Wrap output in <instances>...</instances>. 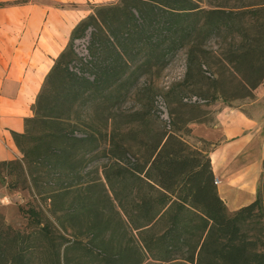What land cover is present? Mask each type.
Segmentation results:
<instances>
[{
	"label": "trees",
	"instance_id": "16d2710c",
	"mask_svg": "<svg viewBox=\"0 0 264 264\" xmlns=\"http://www.w3.org/2000/svg\"><path fill=\"white\" fill-rule=\"evenodd\" d=\"M201 3L202 0H120L96 7L72 30L70 43L45 77L32 105V116L24 119V131H11L22 157L0 161V173L28 179L35 196L53 201V214L63 212L70 218L78 216L79 211L85 214L92 206L88 197L76 209L71 203L64 206L55 202L57 196L99 186L72 176L83 169L86 154L100 150L103 138L101 133L78 131V109L101 103L105 92L118 85L129 69L165 66L169 57L186 47L187 76L191 77L198 68L204 78L200 69L202 46L215 37L223 39L227 47L212 83L222 85L230 79L237 92L250 96L264 79V0L211 8ZM87 32L91 57L77 71L71 66L77 58L72 43ZM221 96L227 100L225 91ZM217 98L216 95L214 100ZM80 132L83 133L79 135ZM108 142L116 162L105 169V179L153 261L264 264V238L253 236L249 228L264 219V159L256 199L230 211L218 193L210 151L191 145L175 131H164L154 145L147 146L148 155L137 160H132L125 145L116 147L111 134ZM116 149L120 156L115 154ZM67 166L70 168L65 172ZM113 167L117 169L113 176L121 185L120 191L114 188L113 177L108 174ZM58 174L66 176L64 186L53 187L51 180ZM44 178L48 179L41 183ZM106 195L109 196L107 191ZM31 212L39 228L29 234L13 229L0 213V264H30L39 235L49 236L40 211ZM157 226L160 229L155 231ZM54 249L56 262L61 264L60 248ZM111 264H117L116 257Z\"/></svg>",
	"mask_w": 264,
	"mask_h": 264
},
{
	"label": "rangeland",
	"instance_id": "374dc122",
	"mask_svg": "<svg viewBox=\"0 0 264 264\" xmlns=\"http://www.w3.org/2000/svg\"><path fill=\"white\" fill-rule=\"evenodd\" d=\"M119 1L26 0L24 10L28 13L15 10L12 14L4 15L14 23L21 20L28 21L24 26L18 22L19 25L10 28V34L7 35L8 45L14 47L13 63L16 85L12 96L15 103L23 100L26 89L31 86L37 88L34 94L27 98L28 102L23 107L25 109L22 115L23 120L32 116L31 108L45 77L59 54L70 43L74 27L81 20L93 14L96 7L116 4ZM251 1L261 0H202L201 5L204 8H211L214 5L240 6ZM8 4L10 3L1 2L0 6L4 7ZM53 13H58L61 23L70 29L64 36V42L57 55L53 53L50 46L53 40L47 47L41 45L44 31L47 28L51 30L50 17ZM33 31L28 45L25 46L23 42ZM89 44L90 32L73 41L72 50L77 58L71 63L72 69L79 71L81 67H84L83 63L90 59ZM226 47L227 44L219 37L209 39L204 43L203 52L200 55L202 62L200 69L204 78L198 74V68L194 69L191 77L187 76L188 48L186 47L169 57L165 66H143L137 70L129 69L118 85L110 87L105 92L101 103L78 109L81 114L78 131L101 133L103 138L100 141V150L86 154L83 169L72 176H76L84 183L93 181L99 186L92 187L90 191L81 190L70 192L62 197L57 196L55 202L64 203V206L71 203L76 209L83 201L82 199L88 197L92 206L85 214L79 211L78 216L71 218L64 217L63 212L53 214L51 212L53 201L45 200L39 195L35 196L29 189L32 183L28 179L26 180L23 176L17 178V175L8 176L4 172L0 173V189L3 188L2 193H5L11 200L10 204L0 202V213L6 223L23 233H33L39 225L31 211H40L39 217L42 218V225L47 226L49 236L44 233L39 235L37 249L31 255L30 264H58L54 249L56 246L60 248L61 264H111L113 257H116L117 264H166L153 261L142 248L137 231L129 225L118 206L114 192L105 179V169L116 162L109 152L111 149L108 142L109 135L114 136L116 147L125 145L130 150L132 160L143 159L147 156L149 153L147 146L154 145L164 131H175L191 145L210 151L218 143L212 145L211 142L193 137L191 124L204 122L207 125H213L217 114L223 111H228L229 114L242 111L253 120L254 133L252 136L255 135V138L263 141L264 79L250 96H242L244 92H237L230 79L222 85L220 83L216 86L212 83L217 68L222 63L221 56ZM42 66H48L49 70L39 79L38 73ZM87 67L91 69L90 65ZM90 69L88 71L92 70ZM86 75L92 78L89 72ZM34 79H37V82L33 84ZM223 91L227 94V100L221 96ZM216 95L218 98L214 100ZM233 95L239 96L232 100ZM82 133L80 132L79 135ZM114 152L120 156L119 150L116 149ZM248 153L254 158L259 154L257 148ZM258 160L261 170L258 173L256 194L251 199L252 201L258 195L263 172V159L259 157ZM68 166L65 172L69 170ZM116 171V167L110 168L108 174L113 177L114 188L120 191L121 185L113 176ZM65 177V175L64 177L59 174L55 175L51 180L55 183L53 187L64 186ZM48 178H44L41 183ZM12 183L15 185L13 186ZM101 184L105 185V189ZM43 187L47 189V186ZM106 191L109 196L106 195ZM224 201L226 204L227 201ZM228 209L230 210L229 206ZM249 228L253 236L262 235L264 238V219L252 224ZM159 229L160 226H157L155 231ZM34 239L33 237L32 240ZM51 240L54 242L52 243Z\"/></svg>",
	"mask_w": 264,
	"mask_h": 264
},
{
	"label": "crops",
	"instance_id": "0c3cea01",
	"mask_svg": "<svg viewBox=\"0 0 264 264\" xmlns=\"http://www.w3.org/2000/svg\"><path fill=\"white\" fill-rule=\"evenodd\" d=\"M25 1V2H24ZM1 2H9L6 6H0V161L15 160L22 157L21 152L17 148L11 131L22 133L24 131V120L22 115L25 112V103L27 98L31 97L36 91L35 86L26 89L23 100L15 103L12 96V91L16 85L14 81V47L8 45L9 29L18 26L20 22L23 26L27 23L24 20L14 23V21L5 18L8 14H12L15 10H24L26 0H0ZM51 30L48 28L44 31L41 45L47 47L50 41L54 42L50 45L53 53L56 55L61 50V44L64 42V36L69 32V27L64 26L58 13H53L50 17ZM34 31L29 33L26 40L23 42L25 46L28 45L29 39L32 37ZM48 66H42L39 70V79L49 70ZM37 79L33 80V84ZM16 110V111H15ZM228 114V115H227ZM193 137L207 142L218 143L215 148L209 152L212 168L217 178V184L225 185L228 189L234 184L241 182V172L252 164L255 170V180L251 185L250 190L243 200L236 205H228L230 211L252 202L253 196L256 194V184L258 181V173L261 170L258 158L264 159V138L263 141L255 138L253 131V120L249 118L242 111H235L230 113L223 111L217 114L216 122L213 125H207L204 122L192 123L190 126ZM240 137V138H238ZM258 140V141H257ZM262 141V142H261ZM216 145V144H215ZM258 149L257 157L251 156L248 152L253 149ZM248 151V152H247ZM239 170V171H237ZM3 188L0 189V197L6 195L2 193ZM219 193V191H218ZM222 199L228 202V195H221ZM251 200V201H249ZM249 201V202H247ZM226 202V204H228ZM242 202H244L242 204ZM246 202V203H245ZM227 206V208H228Z\"/></svg>",
	"mask_w": 264,
	"mask_h": 264
},
{
	"label": "bare ground",
	"instance_id": "6f19581e",
	"mask_svg": "<svg viewBox=\"0 0 264 264\" xmlns=\"http://www.w3.org/2000/svg\"><path fill=\"white\" fill-rule=\"evenodd\" d=\"M239 171V170H237ZM240 177L241 182L234 184L228 189L225 185L219 183L218 191L221 195H228V204L236 205L241 202L250 190L251 185L254 183L256 174L252 164H249Z\"/></svg>",
	"mask_w": 264,
	"mask_h": 264
},
{
	"label": "built area",
	"instance_id": "2783aa9c",
	"mask_svg": "<svg viewBox=\"0 0 264 264\" xmlns=\"http://www.w3.org/2000/svg\"><path fill=\"white\" fill-rule=\"evenodd\" d=\"M0 202H1V204H10L11 200L7 195H2L0 197Z\"/></svg>",
	"mask_w": 264,
	"mask_h": 264
}]
</instances>
